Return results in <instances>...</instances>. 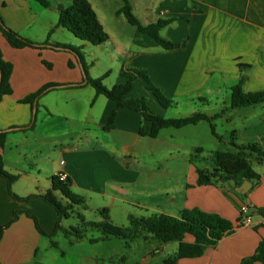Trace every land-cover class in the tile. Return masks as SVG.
<instances>
[{
	"label": "crops",
	"instance_id": "1",
	"mask_svg": "<svg viewBox=\"0 0 264 264\" xmlns=\"http://www.w3.org/2000/svg\"><path fill=\"white\" fill-rule=\"evenodd\" d=\"M48 1L50 6L43 7L35 0H0V14L8 28L36 44H48L43 49H14L0 31L3 60L13 65V93L0 100V130L8 132L0 155L4 169L19 177L12 192L19 198L43 196L53 187V178L63 172L73 183L71 192L84 198L88 211L98 198L103 202L110 200L113 205L137 204L134 206L148 212L177 217L195 208L219 214L232 222L234 231L208 247L201 258L174 264H242L252 258L264 241V165L256 170L261 174L260 181H250V186L244 180L239 184L220 181L202 187L196 184V169L208 167L193 161L192 152L183 149L182 144H174L177 153L183 155L176 184L169 187L155 175L145 177L139 172L143 166L139 164L137 168L126 157L140 146L147 148L150 144L152 151L157 146L160 149L167 143L163 135L168 129L151 138L150 122H145L137 111L119 109L114 101L98 94L91 84L85 83L81 59L71 50L56 48V44L79 50L90 78L108 75L107 83L103 82L107 88L127 82L121 75L123 70L146 72L152 84L174 104L169 109L161 107L139 79L134 81L130 96L146 99L149 108L163 118H180L169 116L181 114L182 109L190 116L205 113L210 117L226 109L223 119L231 126L232 117L243 110L246 122L242 136L255 138L250 139L264 149V104L229 109L231 89L243 78L245 92L264 91V0H127L143 26L161 20L170 22L161 35L174 44L185 41L183 47L174 51L164 50L149 35L129 27L125 17L117 13L124 7V0H115L117 8L103 18L95 4L106 9L109 0H89L109 36L106 43L95 46L74 36V40L67 35L59 38L55 34H64L65 29L55 28L58 7H66L70 1ZM240 65L249 68L242 69ZM114 72L117 76L111 80ZM48 85L55 87L45 91L34 105L20 102ZM115 112L114 127L107 130ZM250 117L256 122L250 123ZM33 118L35 124L31 128ZM141 128L145 136L140 134ZM169 170H164V174L168 175ZM7 184L0 177V264H165L177 257L176 242L150 238L145 242L148 249L140 258L130 260L125 255L119 263L112 262L114 257L104 258L97 249L113 239L92 243L102 235L95 231L70 242L62 230L55 233L59 216L52 205L41 198L19 202L10 195ZM55 195L62 198L59 192ZM245 205L253 218L248 227L239 225ZM83 209L76 208V214L84 215ZM17 210L19 218L12 222ZM75 218L73 226L67 227L66 221L74 217L62 220L61 225L64 229L78 226L77 215ZM36 221L47 236L40 233ZM134 242L126 243V248L131 250Z\"/></svg>",
	"mask_w": 264,
	"mask_h": 264
},
{
	"label": "trees",
	"instance_id": "2",
	"mask_svg": "<svg viewBox=\"0 0 264 264\" xmlns=\"http://www.w3.org/2000/svg\"><path fill=\"white\" fill-rule=\"evenodd\" d=\"M35 1L40 3L43 7H49L51 4L48 0ZM68 1H70V5L66 7H58L59 21L57 27L55 28L65 29L71 32L76 39L91 43L95 46H100L106 43L109 40V36L105 32L104 26L100 22L96 11L92 7V3L89 0ZM124 1V7L119 9L117 13L124 16L127 22L136 27L139 31H141V33L147 34L153 38L164 50L174 51L185 45V41L182 44H174L161 35V31L169 25V21L161 20L154 24L143 26L137 16L133 13L132 6L129 2L127 0ZM0 31L7 42L14 49H43L46 45H48L47 43L36 44L27 40V38L22 37L20 34L6 26L1 15ZM56 48L71 50L81 59L87 83L91 84L98 94L104 95L108 99L114 101L119 109L128 108L137 111L141 114L145 122H150L151 138H157L161 131L168 128L183 129L188 126L205 122L211 126L210 130L212 135L216 139L221 140L215 129V122L218 120L220 114L210 117L205 115V113H195L187 118L182 117L166 119L153 112L147 105L146 99L132 98L130 94L133 90V83L139 79L144 82L146 90L157 98L161 107L169 109L174 104L172 99L167 98L158 87L152 84L149 79V75L146 72L136 69L123 70L121 75L127 80V82L122 85H115L112 88H107L104 86L103 81L108 75L95 80L90 78L87 73V66L83 62L79 50L64 44H56ZM239 67L242 69L249 68V65H240ZM12 71L13 65L3 60L0 52V100L4 96H9L13 93L11 86ZM244 83H246V80L243 78L235 87L231 89V105L229 109L235 110L248 106L264 104V91L255 93L245 92L243 90ZM54 87L55 85H48L41 92L28 96L20 102L34 105L35 101H37L45 91ZM115 120L116 112L112 114L110 121H108V125L106 126L107 130L114 127ZM34 124L35 120L33 118L31 128H33ZM140 134L142 136L146 135L143 128H141ZM7 137L8 132L0 130V147H4ZM232 145L239 150L238 153L234 154L216 151L213 154L214 162L216 164V168L213 172L197 167L196 184L198 186L205 187L215 185V180L220 178V174L223 175L222 181L225 182L232 181L239 184L244 180L251 182L260 181L261 174L255 170L252 162L249 157L246 156L245 152L249 151V153H254L259 157H264V149L262 146L256 144L253 146L250 144L240 145L235 142H233ZM201 151L202 148L197 149L198 153ZM3 161L4 158L0 155V177L4 178L8 182L7 187L10 195L19 200V202H26L33 198H41L48 204L52 205L56 209L59 216L55 233L62 230L66 238L72 243L83 239L87 234L95 231L101 232L102 235L99 239L91 240L92 243L119 239L128 244L138 239L149 238L159 242H176L179 245L177 257L170 258L165 262V264H174L183 259L201 258L205 254L208 247L216 245L219 241L223 240L234 231L232 222L225 220L221 215L215 213H205L197 208L185 210L179 217L169 214H153L147 217L135 218L132 215H129L128 219L130 225L128 228L116 227L110 224L109 208H104L100 212L103 217V221L88 222L86 221L85 216L79 213L76 214L79 219V225L70 227L69 229H64L61 225L62 220H69L74 217L76 208L84 207L87 210L84 198L71 192V188L73 187L72 181L69 178L67 181H61L58 177H54L53 187L45 195H32L27 198H19V196L12 192V185L19 177L8 173L4 169ZM260 164L264 165V162ZM55 192H59L62 198L59 199L55 195ZM262 214L264 215V212H262ZM19 215L20 212H18V210L15 211L12 222L19 218ZM36 224L40 233L47 236L43 233L37 221ZM189 237L193 238L191 242L187 241ZM48 238H52V235H48ZM53 244L54 246H57L55 243ZM256 263L264 264V241L259 244L257 252L252 258L242 262V264Z\"/></svg>",
	"mask_w": 264,
	"mask_h": 264
},
{
	"label": "rangeland",
	"instance_id": "3",
	"mask_svg": "<svg viewBox=\"0 0 264 264\" xmlns=\"http://www.w3.org/2000/svg\"><path fill=\"white\" fill-rule=\"evenodd\" d=\"M96 9L97 12H99V15L101 18H103V15H106L107 17L113 14V10L117 8V3L115 0H109V5L106 9H101L99 7L98 3L96 2ZM1 15V14H0ZM2 17V16H1ZM3 19V18H2ZM104 20V19H103ZM105 24H107L106 20H104ZM110 26V25H107ZM129 26V25H127ZM130 28H134V26L130 25ZM57 31V30H54ZM59 38H65L66 35L69 37H72V40H74L73 35L70 32H67L64 30V34H61L60 32H57L55 34ZM22 36V35H21ZM23 37V36H22ZM26 38V37H24ZM72 46V45H69ZM74 48V46L72 47ZM82 50V49H81ZM108 61V60H106ZM104 76V75H103ZM102 76V77H103ZM116 73L114 72L113 75L111 76V80H114L116 77ZM108 77H105L104 83H107ZM169 98L168 96H166ZM170 99V98H169ZM204 110V109H203ZM206 110V109H205ZM203 112H206V111ZM222 110L219 114L220 116L218 117V120L215 122V129L217 134L220 136L221 140L216 139L210 130V125L205 122H201L197 125H192L188 126L184 129L180 130H175L174 128H168V131H166L165 135V140L167 143L170 142L169 145H161L160 149L157 147L153 148V151L151 149V145L143 147L140 146L136 150H133L132 153L133 155L131 157H126L128 161H134L135 166L137 168L140 166H143L140 168L139 172H141L145 177H150L151 175L157 176L156 178L159 180H162L164 184H167L169 187L174 186L176 183H174L177 180V176L181 173V166H183V155L181 156L180 154L177 153V147L178 144H182L183 149H189L190 152L193 154V161H196L199 164L208 167L207 170L210 172H213L214 169L216 168V164L214 162V156L213 154L216 151H222L226 153H238V149L233 147L232 143L235 142L240 145H255L256 140L252 139H246L245 137L242 136V130L245 128L244 123L246 122L243 116H245V113L243 110H238L236 114L232 117L234 119V124L231 126L227 123L224 122V115L227 112L226 109H220ZM181 114H171L172 116L169 117H180V118H186L187 116H190L189 113H185L186 109H182ZM174 112V111H173ZM172 112V113H173ZM207 113V112H206ZM250 123H255L253 119L250 117L248 120ZM247 121V122H248ZM237 131V134L233 133V131ZM173 136V138H171ZM247 143V144H244ZM176 144V146H174ZM258 145V144H256ZM176 147V148H175ZM174 148V149H172ZM203 148L202 153H198L197 149ZM166 149H169V151H166ZM163 150V151H162ZM246 156L249 157L250 161L252 162L255 170H257L260 167V163L264 162V157H259L254 153H249V151H246ZM172 154V155H171ZM171 155V156H170ZM178 165L180 167H178ZM199 165V166H200ZM169 168L170 172L169 174H164V170ZM179 168L180 170H178ZM176 171V172H175ZM173 174V175H171ZM222 176L219 175L220 178H217L215 182H220L222 181ZM137 205V204H134ZM130 203H116L113 205L110 200H107L106 202H103L101 199H95V201L92 203V209L91 210H86L83 209L82 207V213L86 217V221L88 222H101L103 221V217L101 216L100 212L104 208H109L112 213H109L110 215V224L116 227H121V228H128L130 223H129V215H132L135 218H142V217H147L149 215L155 214L154 211H146L144 209H141L140 207H136ZM95 206V207H94ZM109 206V207H105ZM76 213L74 214V219H71L69 222L66 221V226L69 227L70 225L73 226L74 220H77L75 218ZM149 239H140L135 241L131 245V250L126 248V242L123 240L119 239H113L112 242L104 243L99 248L97 249L98 251L100 250L103 252L104 258L105 256L107 257H114L112 262L119 263V261L127 255L130 257V260H136L137 258H140L146 250L148 249V243L147 242ZM153 243V242H152ZM150 247L152 248V244H150ZM110 262H106V264H109Z\"/></svg>",
	"mask_w": 264,
	"mask_h": 264
},
{
	"label": "built area",
	"instance_id": "4",
	"mask_svg": "<svg viewBox=\"0 0 264 264\" xmlns=\"http://www.w3.org/2000/svg\"><path fill=\"white\" fill-rule=\"evenodd\" d=\"M58 178L61 181H67V179H68L66 173H63V172L58 174ZM241 214H242V219L240 220L239 225L245 226V227L250 226L252 224V220H253V218L250 214V208L247 207L246 205L243 206L241 208ZM262 224L264 225V220L262 221Z\"/></svg>",
	"mask_w": 264,
	"mask_h": 264
},
{
	"label": "water",
	"instance_id": "5",
	"mask_svg": "<svg viewBox=\"0 0 264 264\" xmlns=\"http://www.w3.org/2000/svg\"><path fill=\"white\" fill-rule=\"evenodd\" d=\"M84 79H85V83H87V80H86L85 75H84ZM34 111H35V112L37 111L36 104H35V106H34ZM246 183H247V185L250 186V181L246 180Z\"/></svg>",
	"mask_w": 264,
	"mask_h": 264
}]
</instances>
